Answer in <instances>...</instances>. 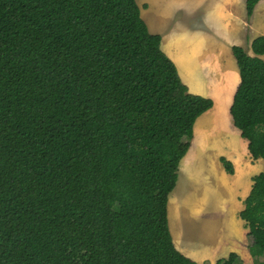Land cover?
I'll return each instance as SVG.
<instances>
[{
    "label": "trees",
    "instance_id": "1",
    "mask_svg": "<svg viewBox=\"0 0 264 264\" xmlns=\"http://www.w3.org/2000/svg\"><path fill=\"white\" fill-rule=\"evenodd\" d=\"M161 43L136 0H0V264H197L175 245L168 203L214 101L189 91ZM251 48L232 47L231 115L257 160L264 35ZM244 203L264 264V171Z\"/></svg>",
    "mask_w": 264,
    "mask_h": 264
},
{
    "label": "crops",
    "instance_id": "2",
    "mask_svg": "<svg viewBox=\"0 0 264 264\" xmlns=\"http://www.w3.org/2000/svg\"><path fill=\"white\" fill-rule=\"evenodd\" d=\"M137 2L150 32L162 36L161 47L176 64L189 91L214 101L213 107L197 119L194 138L205 132H214L217 138L227 136V140H230L229 153L217 155V161L222 163L220 157L225 156L234 161L235 165L238 163L234 174L218 166L223 180L220 188L224 191L217 206L219 222L206 223L202 219L204 214H208L205 208H193L186 212V217L180 222V235L176 234L172 226L175 245L197 264H216L231 252H237L250 264L249 230L239 213L245 208L244 201L252 189L253 181H249L252 170L239 166L242 158H238L249 152L248 141L240 136V130L234 125L231 115V106L241 81L232 47L243 46L249 54L254 55L252 41L264 35V0L257 3L250 18L247 15L246 0ZM208 2L214 7L211 11L206 9ZM187 156L183 159V168L189 167L191 156ZM257 160L264 162L262 158ZM196 179L200 178H194V181ZM197 221H200V225L196 228L200 231L190 234L186 232L184 225Z\"/></svg>",
    "mask_w": 264,
    "mask_h": 264
},
{
    "label": "rangeland",
    "instance_id": "3",
    "mask_svg": "<svg viewBox=\"0 0 264 264\" xmlns=\"http://www.w3.org/2000/svg\"><path fill=\"white\" fill-rule=\"evenodd\" d=\"M211 8L214 7H211V4L208 2L206 4L207 11H211ZM175 15H177V12L175 13ZM229 141L230 140H227V136L217 138L214 132H205L204 134H198L195 138H193L190 149L183 157L184 159L187 155L191 156V160L188 162L189 167H182L185 162L182 159L179 165L177 185L171 192L169 197L168 219L171 233L172 226L174 228V225L176 224L174 231H176V234L180 235L179 227L181 220H183L182 218L186 217V212L192 211V209L195 207L205 208V212L208 214H204L202 219H204L206 223L210 224L213 222H219L220 214L217 210V206L220 204L224 196V191L222 192L223 189L221 190L220 188V183L223 180L219 174L218 166L219 168H223V171L224 167L222 163L217 161V155L221 153H229ZM181 146H184V144H181ZM192 158H194V161ZM240 158L242 159L241 161H239V166H241L242 169H247L248 171L252 170L250 171L249 176L250 182L253 181L254 175L264 171V162L260 160H254L249 152L246 156L239 157L238 159ZM234 166V168L236 169V167H238V163H236V165L234 163ZM198 177L200 179H196L194 181V178ZM183 223L184 222L182 221V224ZM199 225L200 221H197L190 224L186 223V226L184 225V227L186 232H189L190 234V232H196V230H199L198 228H196V226ZM187 237L189 238L190 236L187 235ZM250 255V264H252L253 252L251 245Z\"/></svg>",
    "mask_w": 264,
    "mask_h": 264
},
{
    "label": "bare ground",
    "instance_id": "4",
    "mask_svg": "<svg viewBox=\"0 0 264 264\" xmlns=\"http://www.w3.org/2000/svg\"><path fill=\"white\" fill-rule=\"evenodd\" d=\"M178 213H179V211H178ZM175 224V223H174ZM176 227V224L174 225V228Z\"/></svg>",
    "mask_w": 264,
    "mask_h": 264
}]
</instances>
